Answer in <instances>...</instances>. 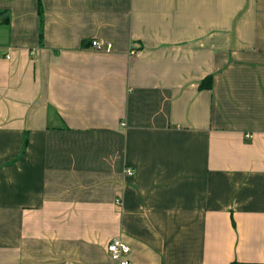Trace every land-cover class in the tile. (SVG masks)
Masks as SVG:
<instances>
[{"label":"crops","instance_id":"crops-1","mask_svg":"<svg viewBox=\"0 0 264 264\" xmlns=\"http://www.w3.org/2000/svg\"><path fill=\"white\" fill-rule=\"evenodd\" d=\"M0 11V264L264 263V0Z\"/></svg>","mask_w":264,"mask_h":264},{"label":"built area","instance_id":"built-area-1","mask_svg":"<svg viewBox=\"0 0 264 264\" xmlns=\"http://www.w3.org/2000/svg\"><path fill=\"white\" fill-rule=\"evenodd\" d=\"M90 45L98 51H110L113 47L111 42L97 39L91 40ZM133 173L132 169H126L127 175L130 176L133 175ZM117 202H119V200ZM106 250L110 257L116 261V264H137L127 258V255L130 252V246L119 237L112 238L106 245Z\"/></svg>","mask_w":264,"mask_h":264},{"label":"trees","instance_id":"trees-1","mask_svg":"<svg viewBox=\"0 0 264 264\" xmlns=\"http://www.w3.org/2000/svg\"><path fill=\"white\" fill-rule=\"evenodd\" d=\"M38 4L40 5V2H38ZM39 12H41V10H39ZM5 14H7L6 11H0V16L5 15ZM40 36H41V32H40ZM211 82H212V75H208L203 80H201V82L199 83V88L201 89L203 87H210ZM231 264H264V263H249V262L240 263V262H237V261H233V262H231Z\"/></svg>","mask_w":264,"mask_h":264},{"label":"water","instance_id":"water-1","mask_svg":"<svg viewBox=\"0 0 264 264\" xmlns=\"http://www.w3.org/2000/svg\"><path fill=\"white\" fill-rule=\"evenodd\" d=\"M8 23L9 22V17L8 16H5V17H3V18H1L0 19V24H2V23Z\"/></svg>","mask_w":264,"mask_h":264}]
</instances>
